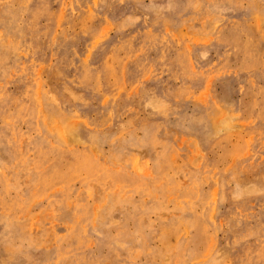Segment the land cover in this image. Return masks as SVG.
I'll list each match as a JSON object with an SVG mask.
<instances>
[{"label": "rangeland", "instance_id": "374dc122", "mask_svg": "<svg viewBox=\"0 0 264 264\" xmlns=\"http://www.w3.org/2000/svg\"><path fill=\"white\" fill-rule=\"evenodd\" d=\"M0 264H264V0H0Z\"/></svg>", "mask_w": 264, "mask_h": 264}]
</instances>
